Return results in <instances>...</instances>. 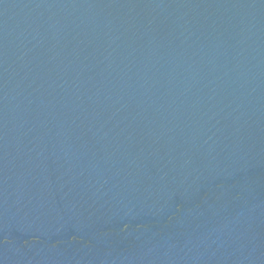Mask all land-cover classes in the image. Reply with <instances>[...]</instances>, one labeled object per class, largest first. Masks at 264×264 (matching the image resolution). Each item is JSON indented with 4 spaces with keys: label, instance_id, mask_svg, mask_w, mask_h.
<instances>
[{
    "label": "water",
    "instance_id": "obj_1",
    "mask_svg": "<svg viewBox=\"0 0 264 264\" xmlns=\"http://www.w3.org/2000/svg\"><path fill=\"white\" fill-rule=\"evenodd\" d=\"M0 264H264V0H0Z\"/></svg>",
    "mask_w": 264,
    "mask_h": 264
}]
</instances>
